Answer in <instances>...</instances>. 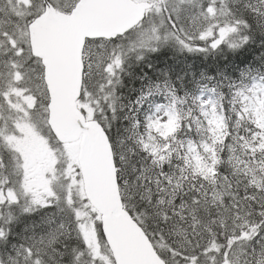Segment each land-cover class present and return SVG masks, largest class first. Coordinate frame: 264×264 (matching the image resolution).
Segmentation results:
<instances>
[{
	"label": "snow or ice",
	"instance_id": "snow-or-ice-1",
	"mask_svg": "<svg viewBox=\"0 0 264 264\" xmlns=\"http://www.w3.org/2000/svg\"><path fill=\"white\" fill-rule=\"evenodd\" d=\"M0 264H264V0H0Z\"/></svg>",
	"mask_w": 264,
	"mask_h": 264
}]
</instances>
